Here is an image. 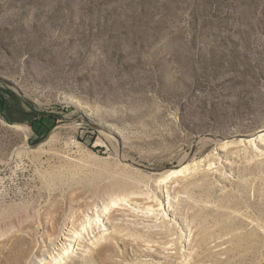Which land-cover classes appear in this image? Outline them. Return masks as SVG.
Segmentation results:
<instances>
[{"label": "rangeland", "instance_id": "1", "mask_svg": "<svg viewBox=\"0 0 264 264\" xmlns=\"http://www.w3.org/2000/svg\"><path fill=\"white\" fill-rule=\"evenodd\" d=\"M2 216L20 264H264V0H0Z\"/></svg>", "mask_w": 264, "mask_h": 264}, {"label": "bare ground", "instance_id": "2", "mask_svg": "<svg viewBox=\"0 0 264 264\" xmlns=\"http://www.w3.org/2000/svg\"><path fill=\"white\" fill-rule=\"evenodd\" d=\"M178 172H179V170H178ZM168 173V171H165L164 172V174H167ZM171 173H174V172H171ZM171 173H169V174H167V176L168 175H170ZM136 186V183L134 182V181H132L131 179H129V178H126V177H122V176H119V177H116V179H114L113 180V178H112V181H111V185H110V190H112V191H119V192H123V193H125V194H128L129 192H130V190L131 189H133L134 187ZM197 188H199L200 189V191H202V192H204V189L208 192V193H210V190H209V188H208V182L207 181H205L204 179H203V181H202V183L201 184H199V185H197ZM100 191V190H99ZM99 191L97 192V193H99ZM116 203V201H112V203L110 204V207H112L114 204ZM84 204L86 205V204H89V203H87V202H84ZM90 207V206H89ZM105 208H106V206H105ZM109 208V207H108ZM107 209V208H106ZM203 211V210H202ZM203 213H205V212H203ZM201 211H200V213H196L195 214V217L196 216H201V215H204ZM20 212L19 211H15L14 213H12V216H11V219H12V221H15L17 218H19V216H20ZM109 215H111V212H110V214ZM97 217H98V214H97ZM5 217L4 216H2V217H0V224L1 225H3V223H4V219ZM57 217H54L53 219L55 220ZM90 219H87L86 220V222H89L90 223V221H89ZM94 220V219H93ZM241 220L242 219H240V218H232V222H235L236 224H238V223H242L241 222ZM91 222H92V219H91ZM83 227H86V224H84L83 225ZM93 227L94 226H90L89 228H92L93 229ZM88 230V229H87ZM92 231V230H91ZM74 232H76V231H74ZM247 232V231H246ZM243 233H245V232H243ZM236 235H238V237H240L239 236V234H236ZM139 236H141V235H139ZM147 237H149V236H151V235H146ZM235 236V235H234ZM234 236H233V238L231 239V240H223L221 243H226V242H235L236 240H235V238H234ZM243 238H244V236H243ZM229 239V238H228ZM236 239H237V237H236ZM235 240V241H234ZM239 241H240V238L238 239ZM249 240V239H248ZM197 241V240H196ZM204 241H205V239L204 238H200V239H198V243H197V247H199L200 249L201 248H203V244H204ZM25 238L24 237H22V236H17V237H15L14 238V240L13 241H11L10 242V244H8L7 245V247H5L6 248V252H8L9 253V255H6V254H3V256L1 257V259H0V263L2 264V263H7V264H20V263H23L24 262V260H25V258L28 256V253H29V248L25 245ZM127 242V241H126ZM220 243V244H221ZM236 243V242H235ZM238 244V243H237ZM124 245V244H123ZM176 245V244H175ZM264 246V245H263ZM3 247V246H2ZM124 247H125V245H124ZM250 247V246H249ZM110 248V243L108 242V241H105V242H102V243H100L99 244V246H98V248H97V252H107L106 250H108ZM205 248V247H204ZM225 248V247H224ZM125 249V248H124ZM174 249H176L177 251H178V247L177 246H175L174 247ZM240 249V248H239ZM241 249L243 250V246H241ZM245 249V248H244ZM110 250V249H109ZM255 250H256V248H255ZM261 250V249H260ZM65 251H67L66 249H65ZM236 252V251H235ZM234 252V253H235ZM243 252V251H242ZM249 252V251H248ZM7 253V254H8ZM123 253V252H122ZM212 253V252H211ZM210 253V255L211 256H215V254L214 253H212L211 254ZM124 254V253H123ZM198 254V253H197ZM241 254V253H240ZM248 254V253H247ZM175 255V254H174ZM174 255H172V256H174ZM177 255V254H176ZM204 255V254H203ZM243 256H244V254H243ZM195 257V261H197L200 257H199V255H196V256H194ZM199 257V258H198ZM213 258V257H212ZM245 259V258H244ZM99 263H101V261L99 262ZM98 264V263H97ZM146 264V263H145Z\"/></svg>", "mask_w": 264, "mask_h": 264}]
</instances>
